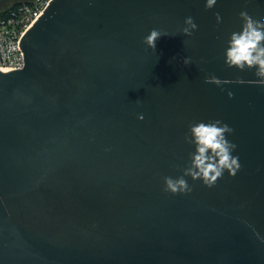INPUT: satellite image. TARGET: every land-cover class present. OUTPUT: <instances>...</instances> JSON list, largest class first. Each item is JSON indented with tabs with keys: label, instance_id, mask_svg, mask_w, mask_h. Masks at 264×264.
<instances>
[{
	"label": "water",
	"instance_id": "95a60500",
	"mask_svg": "<svg viewBox=\"0 0 264 264\" xmlns=\"http://www.w3.org/2000/svg\"><path fill=\"white\" fill-rule=\"evenodd\" d=\"M241 11L264 0L49 1L0 70V264H264V86L224 63ZM214 120L237 174L165 193Z\"/></svg>",
	"mask_w": 264,
	"mask_h": 264
},
{
	"label": "clouds",
	"instance_id": "9594fccd",
	"mask_svg": "<svg viewBox=\"0 0 264 264\" xmlns=\"http://www.w3.org/2000/svg\"><path fill=\"white\" fill-rule=\"evenodd\" d=\"M216 3L217 0H205V8L212 9ZM239 16L243 23L239 31H234L229 36L224 52V63L228 68L240 71L254 69V75L257 77L254 83L264 86V19H255L247 11H241ZM215 17L217 23H220L222 20L220 13H215ZM196 29V23L189 16L185 18L184 27L180 32L185 36H191ZM163 35L167 33L152 29L143 43L155 50L157 40ZM190 62L189 58L183 60L185 65ZM204 82L217 86L222 84L214 75L207 76ZM228 96L231 99L233 93L229 92ZM137 118L143 120V114H139ZM233 131L228 124L220 120L189 124L185 142L193 145L194 151L190 153L189 163L183 169L182 175L176 178L164 177L163 191L172 195L190 193L192 187L185 177H190L193 181L199 180L209 188L214 187L225 172L234 177L241 165L239 157L233 155L237 146L228 139Z\"/></svg>",
	"mask_w": 264,
	"mask_h": 264
},
{
	"label": "built area",
	"instance_id": "2783aa9c",
	"mask_svg": "<svg viewBox=\"0 0 264 264\" xmlns=\"http://www.w3.org/2000/svg\"><path fill=\"white\" fill-rule=\"evenodd\" d=\"M50 0H29L15 5L0 0V70L7 72L24 66L19 41Z\"/></svg>",
	"mask_w": 264,
	"mask_h": 264
},
{
	"label": "trees",
	"instance_id": "16d2710c",
	"mask_svg": "<svg viewBox=\"0 0 264 264\" xmlns=\"http://www.w3.org/2000/svg\"><path fill=\"white\" fill-rule=\"evenodd\" d=\"M29 0H18L16 2L13 3V5L17 4V3H20V2H28Z\"/></svg>",
	"mask_w": 264,
	"mask_h": 264
},
{
	"label": "flooded vegetation",
	"instance_id": "af4514ba",
	"mask_svg": "<svg viewBox=\"0 0 264 264\" xmlns=\"http://www.w3.org/2000/svg\"><path fill=\"white\" fill-rule=\"evenodd\" d=\"M5 1H6V0H5ZM7 1H8V0H7ZM16 1H18V0H14V1H13V0H9V2H13V3L16 2ZM8 4H9V3H6V2H5V3H3L2 5H8ZM11 4H12V3H11Z\"/></svg>",
	"mask_w": 264,
	"mask_h": 264
},
{
	"label": "crops",
	"instance_id": "0c3cea01",
	"mask_svg": "<svg viewBox=\"0 0 264 264\" xmlns=\"http://www.w3.org/2000/svg\"><path fill=\"white\" fill-rule=\"evenodd\" d=\"M4 1H5V0H4ZM5 2H6V3H9V4L13 3V2H9V0H8V1L6 0Z\"/></svg>",
	"mask_w": 264,
	"mask_h": 264
},
{
	"label": "rangeland",
	"instance_id": "374dc122",
	"mask_svg": "<svg viewBox=\"0 0 264 264\" xmlns=\"http://www.w3.org/2000/svg\"><path fill=\"white\" fill-rule=\"evenodd\" d=\"M14 1V0H13Z\"/></svg>",
	"mask_w": 264,
	"mask_h": 264
}]
</instances>
